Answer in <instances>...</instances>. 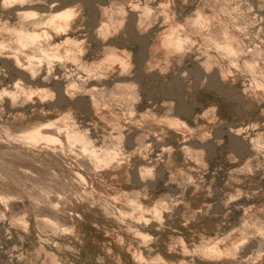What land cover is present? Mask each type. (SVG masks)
Wrapping results in <instances>:
<instances>
[{"label": "bare ground", "instance_id": "6f19581e", "mask_svg": "<svg viewBox=\"0 0 264 264\" xmlns=\"http://www.w3.org/2000/svg\"><path fill=\"white\" fill-rule=\"evenodd\" d=\"M156 1V5L152 6L149 0H0V65L10 71V79L0 82V102L6 98L11 108L18 104L23 106V103H29L31 98L36 97L49 106H69L58 119L42 120L37 115L20 129H15L12 122L0 123V146L4 142L8 145L6 147L11 145L9 149L16 154V157L9 156L14 157L13 160L22 159V150L27 154L38 149V157L28 154V158L24 157L29 163L42 167L39 171L41 178L49 177L54 184L58 183L57 187L61 189L58 191L71 201L86 195V200L80 203L81 208L72 212L75 216L70 220V217L64 221L55 214L54 217L53 212L52 215L43 212L45 216L42 217L45 218L42 222L45 227L56 231L57 235L59 231L67 235L69 240L87 243L84 251L90 260L98 264H107L98 262L102 259L101 255L109 257V264H187L193 262L194 258L204 261V264H264V255L259 253L264 248V187L254 204L249 201L232 204L234 197L242 195V182L236 176H229L230 179L227 176L230 186L228 200L226 196L218 205L221 208L223 206L225 212L229 203L233 210L241 205V213L238 212L239 219L235 217L237 222L233 220L236 224L224 233H219L218 227L223 219L212 217L215 210L207 207L210 206L207 203L212 190L210 194L203 191L205 177L200 172H193V169H200L206 164L205 154L215 142L209 141V136L212 135L214 140L221 129H212L219 117L218 101L227 102V98L230 100L229 95H233L236 101L241 100L245 109L260 103L264 113V44L258 46L249 41L250 38L253 41V31L251 28V32L248 31V27L254 21L250 15H246L247 7L245 11L244 7L241 10L239 4L233 3L235 0H199L200 3L189 10L186 9L190 0ZM185 61H191L201 76L202 73H211L212 85L206 89L215 93L211 97H204L199 116L191 114L182 101L181 104H174V101L165 102L163 98L159 99L162 102L160 108L148 109L150 95H145L138 88V79L157 78L163 82L174 72L179 78L176 66ZM185 71L188 69H183V77ZM183 77H180L181 80ZM236 77L247 79L248 82H244L247 85L233 86ZM174 79L167 85L172 88L175 97L180 90L176 92V88L172 87ZM207 79H203L204 83ZM158 82L155 83L157 86ZM161 89L158 90L159 96ZM224 96L227 98L224 99ZM73 110H82L93 116L92 121L100 132V144L96 145L91 140L90 135L93 133L89 135L75 125ZM245 135L241 138L237 133H229V136L236 137L237 141L234 139V142L245 141L252 156L238 163L239 170L237 166L234 169L227 167L233 172L237 168V172L247 175L248 170L256 169L253 162H260L264 166V127L248 138H244ZM162 137L168 139L164 144L169 145V148L167 146V155L163 153L166 160L161 167L153 166L152 163L134 166V158L144 153L146 144ZM239 143L238 146H241ZM131 146L133 150H130ZM232 148L231 156L239 159L232 153ZM240 148L243 150V146L236 149ZM226 150L222 151L226 154ZM4 152L0 151V159L8 155H3ZM230 154L226 156L233 160ZM245 156L249 158V155ZM83 157L86 161L79 160ZM11 170L0 171L4 173L0 175L3 180H0L2 204H7L11 195L19 193L17 188L20 184H25L23 179H26L21 180L16 171L18 169ZM69 171L71 174L68 177ZM54 173L57 176L53 179L51 174ZM90 174L97 175H94V178L98 177L97 181H93ZM161 174H164V179L162 176L161 180L152 182L153 178H159ZM147 177L149 182H146ZM67 179L75 184H86V188L87 184L91 187L75 191V186H64ZM166 180L167 183L161 184ZM50 182L38 184L37 193H24L34 209L38 210L34 205L40 201L43 193L54 191L52 187L56 184L52 186ZM250 184L253 185V181ZM154 185L160 186L162 193L151 197L148 192ZM188 185L193 188L188 189ZM185 188L188 193L184 192ZM178 190L182 196L179 205L173 197L177 194H172V191L176 193ZM100 195L103 200L99 199ZM57 206L52 203L48 209L51 211ZM205 207L206 211H203ZM35 213L34 216H41L40 212ZM10 214L12 218L15 217L17 224H28L26 214ZM162 227L165 229L163 237L154 242L158 244L157 250L148 251L147 246L153 242L152 235L162 230ZM250 237L256 239L259 251L253 249L259 254H252L253 249H250L252 256L248 255V259L242 260L238 253L242 248L239 247L242 244L244 247V242ZM44 242L47 243V238ZM64 247L61 258L54 252L45 251L39 264H87L80 258L72 260L68 256L70 246ZM39 250L40 246H36L35 251ZM128 256L132 258L129 263L126 261Z\"/></svg>", "mask_w": 264, "mask_h": 264}, {"label": "rangeland", "instance_id": "374dc122", "mask_svg": "<svg viewBox=\"0 0 264 264\" xmlns=\"http://www.w3.org/2000/svg\"><path fill=\"white\" fill-rule=\"evenodd\" d=\"M150 1V4L152 5V6H154V5H156V0H149ZM240 2V3H244V5L242 6V4L240 5V3H237V2ZM243 1V2H242ZM233 2V1H232ZM247 2H248V4H247ZM255 2V3H254ZM200 3V1L199 0H190V2L188 3V6H187V9L186 10H189L190 8H193V7H195L196 5H198ZM233 3H235V5H237L238 6V4H239V8L240 7H242L241 8V10H243V7H244V11H245V7H247L246 9V11H245V13H247L246 15H248V17H249V15H250V19L252 20V21H254L253 22V25H252V23L251 24H249V26L250 27H248V31H253V32H251V34H252V38H253V41L255 42H253L252 40H250L251 38V36L249 37L250 39H249V41H251V43H253V44H256V45H258V46H260L259 44H264V0H235ZM245 4L247 5V6H245ZM189 5H190V7H189ZM248 5H249V7L250 8H248ZM251 6H252V8H253V11L251 12V10H252V8H251ZM156 7V6H155ZM251 9V10H250ZM249 10V11H248ZM244 11H243V13H244ZM248 11V12H247ZM255 11V12H254ZM244 13V14H245ZM249 13H251V14H249ZM253 14H254V16H253ZM256 16V17H255ZM253 18V19H252ZM254 18H255V20H254ZM257 18V19H256ZM251 21V22H252ZM255 25V26H254ZM251 28V29H250ZM257 28V29H256ZM258 28H259V30H258ZM250 29V30H249ZM254 29V30H253ZM255 29L259 32V33H257V31H255ZM256 33H255V32ZM148 34V33H147ZM149 35H147L146 36V38L148 37ZM149 38V37H148ZM147 38V39H148ZM146 39V40H147ZM247 44H249L250 45V43H248L247 42ZM252 45V44H251ZM264 46V45H263ZM192 65V66H191ZM0 82H2L3 80H8V79H10V71L9 70H7V68H5V67H1V65H0ZM186 68V69H185ZM191 68V70H189ZM195 68V69H194ZM180 69H181V71H180ZM183 69L184 70H187L188 69V71H185V75H184V77H183V74H184V72H183ZM3 70V71H2ZM177 70V71H176ZM2 71V72H1ZM175 71L176 72H178L177 73V76L179 77V78H177L176 77V73L174 72L173 74H170L169 75V77H166V78H164V80L165 79H167L166 81H164L163 80V82L161 81V79H157V78H155V79H150V80H146V79H144L143 77H140L139 79H138V83H137V86H138V88L142 91V92H144V94L145 95H147V94H149L150 95V98L147 100V102L150 104V107L148 108V109H150L151 107L152 108H155V107H157V108H160L161 106L160 105H162V102H160L159 101V99L160 98H163V99H165L164 101L165 102H169V101H174V104H181L182 102V105H187V107H188V111L189 112H191V114H194V115H197V116H199V113H200V111L203 109L202 107L204 106V97H211V95H212V93H215L214 91H212V90H207L206 88H207V86L208 85H212V84H210V82H212V81H210V80H212V78L210 77L211 76V73H209V75L208 74H203L202 73V76H201V73H199V72H196V71H198V69H197V67H195L194 65H193V63L191 62V61H185L183 64H180V65H178V66H176V69H175ZM192 72V74L190 73V72ZM9 72V73H8ZM196 73V74H195ZM197 73H199V74H197ZM181 75V76H180ZM193 75H195V76H193ZM197 75H200L201 77H199V76H197ZM208 75V76H207ZM173 78H172V77ZM188 76V77H187ZM189 76H191V77H189ZM171 77V78H170ZM183 77V79L181 80V78ZM201 78V79H199V78ZM202 77H204V78H202ZM174 78H176V79H174ZM207 78H209V79H207ZM248 78V77H247ZM157 79V80H156ZM169 79V80H168ZM172 79H174L173 81H174V85H172V87L173 88H176L175 90H176V92L178 91V90H180V91H178L177 92V95L178 96H175L174 97V95L173 94H175L174 92H173V90H172V88L169 86V85H167V84H169V82H171L172 81ZM186 79H188V80H186ZM205 79H207V82L205 81V83H204V80ZM243 79H245V78H241V77H236L235 78V81H236V83H233L232 85L233 86H239V85H243V83L245 82V83H247L248 82V80L247 79H245V80H243ZM157 81H160V83L158 84V86L155 84ZM171 80V81H170ZM178 80H180V81H178ZM200 80H202L201 82H200ZM142 81V82H141ZM151 81V82H150ZM190 81V82H189ZM243 81V82H242ZM247 81V82H246ZM153 82V83H152ZM155 82V83H154ZM179 82V83H178ZM184 82V83H183ZM202 82H203V84H202ZM188 83V84H187ZM193 85H192V84ZM244 83V85H247V84H245ZM161 84V85H160ZM177 84V85H176ZM6 85H10V83L8 84V83H6ZM179 85V87L177 88V86ZM184 85V86H183ZM189 87H188V86ZM204 85H206L205 87H204ZM144 86V87H143ZM162 88H160V87ZM199 86V87H198ZM201 86L202 87H204V88H201ZM158 87V88H157ZM191 87V88H190ZM168 88V89H167ZM159 89H161L160 90V96L158 95V90ZM184 89V90H183ZM189 89V90H188ZM191 91V92H190ZM147 92V93H146ZM152 92V93H151ZM163 92L165 93V95L163 94ZM179 92H181V93H179ZM187 93H189V94H187ZM153 94H155V95H153ZM190 94H192V95H190ZM153 95V96H152ZM179 95H180V97H179ZM189 95V96H188ZM163 96V97H162ZM167 96V97H166ZM169 96V97H168ZM186 96V97H185ZM193 97V99H191L192 97ZM195 96V97H194ZM219 96V95H218ZM152 97H154V98H152ZM172 97V98H171ZM181 97H183V98H181ZM189 97V98H188ZM219 97H221L222 99H223V97L220 95ZM225 98L224 99H226L227 97L226 96H224ZM229 97H230V100H229V98H227L228 100H229V102H228V100H226L227 102H220V101H216L215 100V102H217V105H218V107H219V117L217 118V121H216V123L212 126V129H214V130H219L220 128V130L219 131H217L218 132V135H217V137L213 140L212 139V135H210L209 136V141H215L214 143H213V145H211V147L208 149V151L206 152V158H207V161H206V164H204L200 169H193V172H200L201 173V176H204L205 178H204V180H203V182H204V184L206 185L205 186V188H203V191H205L206 193L208 192L209 194H210V191H211V198L209 199V201H208V203L207 204H209L210 206H207L208 208H209V210H215V215L214 214H212L211 216L212 217H214V216H216L217 218H221V219H223L222 221H221V225L218 227V231H219V233H224L225 231H227L228 229H230L234 224H236V222L238 221L237 219H239V213L238 212H240V209H239V207H241V205L239 206V205H237V209H239V211L237 210H233V208L232 209H230L231 208V203L232 204H234V203H237V204H239V203H247L248 201V203H250V204H254L255 202H257L258 200H259V197H260V191H261V189L264 187V166H263V164L262 165H260V162H258V164L260 165V167H259V165L257 164V162H253V165L256 167V169L255 168H253V170H252V168L250 169V170H248V172H253L254 170V173H249L248 174V172H246L247 173V175L246 174H242V173H240V171H238L239 172V175H238V172L236 171L237 170V168L239 167L238 166V163L239 162H242V161H246V160H248V159H250V157L252 156L251 154H250V151L249 150H247V147H246V144H245V141H244V143H243V141L241 142V140H238L239 142H241V143H239V144H241V146H238V143L237 142H234V139H235V141H237V139H236V137L235 136H229V133L232 131V133H237V136L238 137H241L242 138V135H245L246 137H244V138H248V137H250L251 135H253L255 132H257L259 129H262L263 127H264V113H262V111H261V104L260 103H256L255 105H253L251 108H249V109H245L244 108V106H243V104H242V102H240L241 100L239 99V98H237V99H239V100H237V101H239V102H237L236 101V96H231V95H229ZM234 98V100L232 101V99ZM179 99V100H177L176 101V99ZM181 99V100H180ZM212 99H213V97H212ZM193 100V101H192ZM182 101V102H181ZM189 101H190V103H189ZM194 101H195V103H194ZM29 103H23V106H21L22 104H18V105H15V107H13V106H10L11 108H9V103H8V101H7V99L6 98H4L3 99V102L1 101L0 103H1V105H0V123L1 124H8V123H13V125H14V128L15 129H20V128H23L24 127V124L27 122V121H30V120H33L34 118H36V116L37 115H39V118L40 119H42V120H45V119H47V118H51V119H58L59 118V116H60V114H62L64 111H65V109H67L69 106H66V105H64V104H60V105H57V106H55V107H53V106H49V104L48 103H46L45 101H41V100H39L38 98H31V100L30 101H28ZM31 102H33V103H31ZM179 102V103H178ZM197 102H199V103H197ZM237 102V103H236ZM37 103V104H36ZM201 103V104H200ZM5 104V105H4ZM154 104H155V106H154ZM189 104V105H188ZM230 104H231V106H230ZM237 104V105H236ZM203 105V106H202ZM194 106V107H193ZM198 106V107H197ZM200 106H202V107H200ZM242 106H243V108H242ZM42 107V108H41ZM44 107V108H43ZM63 107V108H62ZM143 106H141L140 108H142ZM200 107V108H199ZM237 107V108H236ZM13 108V109H12ZM32 108H34V109H32ZM48 108V109H47ZM236 108V109H235ZM193 109V110H192ZM234 111H233V110ZM12 110V111H11ZM9 111V112H8ZM29 111V112H28ZM142 111H144V109L142 110ZM197 111V112H196ZM261 111V112H260ZM235 112V113H234ZM239 112V113H238ZM72 113H73V118L75 119H73V121H74V123H75V125L77 126V127H79L80 129H82L84 132L86 131V133L87 134H89L90 135V133H93V134H91L90 135V137H91V140L97 145V144H100V141H101V137H100V132H98V128H96L95 127V124H94V122L92 121V119H93V116L91 115V114H89L88 112H84V111H82V110H73L72 111ZM88 116H87V115ZM239 114V115H238ZM8 115V116H7ZM244 115H245V117H244ZM248 115V116H247ZM6 117V118H5ZM4 119V120H3ZM78 119V120H77ZM245 119V120H244ZM247 119V120H246ZM250 119V120H249ZM256 119V120H255ZM220 120V121H219ZM225 120H227V121H225ZM79 121V122H78ZM225 121V122H224ZM220 122V123H219ZM227 122V123H226ZM251 122V123H250ZM77 123V124H76ZM82 123V124H81ZM87 123V124H86ZM223 123H224V125H223ZM258 125H257V124ZM79 124V125H78ZM220 124H221V126H220ZM226 124V125H225ZM89 125V126H88ZM218 127H217V126ZM231 125H232V127H231ZM251 125L255 128V126H256V128L254 129L253 127H251ZM228 128H227V127ZM237 127V128H236ZM231 130H230V129ZM227 129H228V131H227ZM233 129V130H232ZM89 131V132H88ZM222 131V132H221ZM239 131H241V133L239 132ZM243 131L245 132V133H243ZM224 132V133H223ZM227 132H228V134H227ZM239 133H240V135H239ZM248 133V134H247ZM253 133V134H252ZM93 135V136H92ZM219 135H220V137H219ZM222 136V137H221ZM94 137H96V138H94ZM220 138V139H219ZM230 139V141H228L229 139ZM95 141H94V140ZM165 140V141H164ZM166 140H168L167 138L165 139V137L163 138L162 137V139H159L158 141H149L147 144H149V145H147L146 144V149L144 150V153H142V154H140V155H137L135 158H134V160H133V165L134 166H136V165H138L139 163L140 164H142V165H148L149 163H152V165L153 166H155V165H157V167H161V165L163 164V162L166 160V155H167V151H168V148H169V145H165L164 143L166 142ZM4 141V140H3ZM218 141H220V142H218ZM98 142V143H97ZM217 142V143H216ZM228 143H230V145L228 144ZM237 143V144H236ZM9 144H14V143H9ZM228 144V145H227ZM233 145V148H232V145ZM244 144V145H243ZM6 145H7V143H3L1 146H0V151H5L4 153H3V155H7L6 157H4L3 159H0V163H2L1 165H0V171H7V169H12L11 171H13V170H16V169H18V170H16L20 175V178H21V180H22V178H25L26 180H24L23 179V183H25V184H20V186H18V188H17V190H18V194L16 193V194H14V195H11V198H10V196H9V201H8V203L6 204V203H3L2 204V202H0V211H3L2 212V214L0 213V216L2 217H0V264H30V263H33V264H39L40 263V260L43 258V254H44V252L45 251H51V252H54L59 258H61L62 257V254H63V252H64V250H65V247H64V245H68V246H70V250H69V257L72 259V260H76V259H78V258H80L81 260H85L86 261V263L87 264H98V263H96L95 261H92V260H90V257H89V255L84 251V249L87 247V243H85L84 241H75V240H69L68 239V237H67V235H65L64 233L62 234V232H59L58 231V235L57 234H55L56 233V231H54V230H52V229H50V228H48V226H46L45 227V225H43V222H44V218L42 217V215L46 212V213H48V214H50V215H52V212H53V215L55 214L58 218H61V219H64V221L66 220V221H68V218H69V220L72 218V217H74L75 216V214H73L72 212H74L75 213V209H77V210H79L80 208H81V206H82V204H83V202L86 200V195L85 196H83V197H81V199L79 198V199H77V200H69L68 198H67V195H66V198H64L65 197V195H63V193L61 194L59 191L61 190V189H59V187H57V185L59 186V184L58 183H53L52 182V179L51 180H49L50 178L48 177V179L47 178H41V174H40V172L39 171H41L42 170V167L41 166H38V165H36V164H33V163H29V160H27L26 158H28L27 157V154L28 155H34V156H36V157H38V155L40 154L39 153V151H38V149L36 150H34L33 151V153L32 152H30V153H27V154H25L24 153V150H22V152L20 153V154H22V156H21V158L22 159H18L17 160V158H16V160H13V159H15L14 157H16L13 153H14V151L13 152H11L12 150L11 149H9V148H12L11 147V145L9 146V147H6ZM162 145V146H161ZM164 145V146H163ZM227 145V146H226ZM235 145H237V147L235 146ZM8 146V145H7ZM165 146H166V148H165ZM167 146H168V148H167ZM243 146V150H241L242 148H240V150L239 149H236V148H239V147H242ZM228 147H229V149H228ZM246 147V148H245ZM23 148H25V147H23ZM132 148V149H131ZM131 148H130V150H133V147L131 146ZM163 149V150H161V149ZM225 148V149H224ZM232 148V153L233 154H235L234 156L235 157H239V159H235L233 156H231V154H230V149ZM150 149V150H149ZM218 149H220V150H218ZM228 150V153L230 154L229 156H231V158L234 160V162H232L233 160H231V159H229L230 157H228V156H226L228 153H226L225 154V151H222V150ZM8 150V151H7ZM214 153V154H211L212 152ZM227 150H226V152H227ZM238 150V151H237ZM36 151V152H35ZM222 151V153H221V155H220V152ZM208 152H210V153H208ZM223 152H224V154H223ZM235 152V153H234ZM237 152H239L240 154H238ZM245 152V153H244ZM155 153H156V155H155ZM166 154L165 156H164V154ZM20 154H19V156H20ZM25 154V155H24ZM211 154V155H210ZM237 154V155H236ZM13 156L14 155V157L12 158V157H10L9 158V156ZM162 157H161V156ZM223 155H224V157H225V159L223 158ZM241 155V156H240ZM245 155H249V158L248 157H246ZM18 156V158H20ZM24 156H26V158L24 157ZM151 156V157H150ZM159 158H158V157ZM243 156H244V158H243ZM24 157V158H23ZM161 157V158H160ZM209 157H210V159H209ZM240 157H242V159L240 158ZM259 157H260V155H259ZM7 158V159H6ZM150 158V159H149ZM213 158V159H212ZM226 158H228V159H226ZM24 159V160H23ZM148 159V160H147ZM154 159V160H153ZM212 159V160H211ZM227 160V161H225V163H224V160ZM2 160V161H1ZM21 160V161H20ZM27 160V161H26ZM45 160H47V159H45ZM80 161H84L85 160V158L83 157L82 159L80 158L79 159ZM145 160H147V161H145ZM228 160H231V162H229ZM4 161V162H3ZM12 161V162H11ZM86 161V160H85ZM149 161V162H148ZM238 161V162H237ZM211 162H213V163H211ZM227 162H229L230 164H227ZM237 162V163H236ZM28 163V164H27ZM224 163V164H223ZM233 163V164H232ZM7 164V165H6ZM31 164V165H30ZM136 164V165H135ZM221 164V165H220ZM236 164V165H235ZM258 166H256V165ZM230 165V166H229ZM252 165V167H254ZM34 166V167H33ZM36 166H38L37 167V169H36ZM231 168L232 167V169H234V166H237V168H236V170H235V172H237V173H235V172H233L234 170H231L234 174H236V175H234L231 171H230V169L228 168ZM2 167V168H1ZM11 167V168H10ZM15 167H18V168H15ZM31 167V168H30ZM219 167V168H218ZM223 167V168H222ZM262 167H263V169H262ZM5 168V169H4ZM21 170H20V169ZM27 168V169H26ZM38 168H40V169H38ZM72 168H74V167H72ZM218 168V169H217ZM259 168V169H258ZM33 169V170H32ZM240 169V167L238 168V170ZM263 171H262V170ZM20 170V171H19ZM29 170V171H28ZM36 170H38V171H36ZM68 170H70V168H68ZM252 170V171H251ZM260 170V171H259ZM15 171V172H16ZM36 171V172H35ZM58 171H60V170H58ZM224 171V172H223ZM14 172V173H15ZM30 172V173H29ZM214 172V173H213ZM229 172H231V174L229 173ZM242 172V171H241ZM3 172H0V175H2L3 176V174H2ZM25 173V174H24ZM68 173V172H67ZM211 173V174H210ZM224 173V174H223ZM243 173H244V171H243ZM261 173H262V175H261ZM32 174V175H31ZM35 174V175H34ZM70 171H69V173H68V177L70 176ZM226 174H230V175H226ZM233 174V175H232ZM27 175V176H26ZM37 175V176H36ZM52 175V178L54 179L56 176H57V173H54V175L53 174H51ZM94 175L95 174H90V178L92 179V177H93V181H95V179H96V181H97V178H94ZM257 175V176H256ZM34 176V177H33ZM97 175H95V177H96ZM162 176H164V174H161L160 176H159V178L157 177V178H153L152 179V182H156V180H158V179H160L161 180V177ZM227 176H228V178L230 179V177L229 176H231V178L232 177H234V176H236V177H238L239 179H241V189H242V191H241V193H242V195L240 194V195H238L237 196V198L236 197H234L233 199H232V201H231V203H229L228 204V206L226 207V208H228V209H230L229 210V212H228V209L226 210L227 212H225L224 210H225V208L222 206V208L221 207H219V203L221 202V201H223L224 199H225V197H226V199L228 200V195H229V192H230V186H229V179H226L227 178ZM37 177V178H36ZM245 177V178H244ZM3 178V177H2ZM31 178V179H30ZM41 178V179H40ZM165 178V176L164 177H162V179H164ZM27 179H29V180H27ZM149 179V177H147V180H146V182L148 181H150V180H148ZM0 180H1V176H0ZM20 180V179H19ZM32 180H34V181H32ZM44 182H43V181ZM47 180V181H46ZM1 181H3V180H1ZM6 181V180H5ZM7 181H8V179H7ZM37 182V184H36V182ZM52 182V184H50V185H52L53 186V184L55 185L54 187H52L53 188V190L54 191H47V192H45V193H43V195H42V198L40 199V201H38L37 203H36V205H34V206H36V208H38V210H36V209H34L35 207H33V206H31V205H29V199L27 198V196H26V194L27 193H30V194H34V193H37V186H39L41 183H48L49 184V182ZM68 181H69V179H67V181H65V183H66V185H64V186H69V187H74L75 186V191H77V190H79V188L81 189L82 187L86 190V189H90V187H91V185H90V187H89V184H87V186H88V188H86V184H83V183H78V182H76V184H75V182L74 183H72L71 181H69V183H68ZM226 181V182H225ZM251 181H253V185H251L250 184V182ZM40 182V183H39ZM50 182V183H51ZM55 182V181H54ZM168 181L166 180V182L164 181V182H161V184L162 183H167ZM19 183V182H18ZM20 183H21V181H20ZM72 183V184H71ZM222 183H224V184H222ZM35 184V185H34ZM39 184V185H38ZM70 184V185H69ZM79 184H83L82 186H79ZM160 184V185H161ZM209 184V185H208ZM28 187V188H27ZM57 188V190H56V188ZM78 187V188H77ZM188 189H190V188H193V187H191V185H188ZM208 187H210L211 189H209L208 190ZM261 187V188H260ZM25 188V189H24ZM175 188H177V187H175ZM216 188V189H215ZM218 188H219V190H218ZM259 188V189H258ZM157 189V190H156ZM178 189V188H177ZM177 189H175V190H177ZM252 189H254V191H252ZM59 190V191H58ZM73 190V191H74ZM216 190V191H215ZM255 190H256V193H255ZM33 191V192H32ZM182 191V190H181ZM220 191V192H219ZM174 191H172V194H180V195H173V197L176 199V204H178L179 205V203H180V199H181V192L178 190V191H176V193H173ZM179 192V193H178ZM184 192H186V193H188V191H187V189L185 188V190H184ZM218 192V193H217ZM251 192V193H250ZM24 193H26V194H24ZM55 193V194H54ZM61 194V195H59V194ZM149 195L151 196V197H154V196H157V195H159L160 193H162V191H161V189H160V186H153V189H150L149 190ZM247 193V194H246ZM48 194V195H47ZM98 194H101V192H99ZM216 194V195H215ZM244 194H246V196L244 195ZM28 195V194H27ZM184 195H187V194H184ZM223 195H225L224 197H223ZM22 198H21V197ZM46 196V197H45ZM59 196V197H58ZM101 196V195H100ZM99 196V199L101 200H103L104 198L101 196L100 197ZM212 196H214V198L212 197ZM222 196V197H221ZM255 196V197H254ZM29 197V196H28ZM55 197H57V198H55ZM246 199H244V198ZM13 198V199H12ZM217 198H219V199H217ZM224 198V199H223ZM257 199V200H255V199ZM65 199H67V202H66V200ZM84 199V200H83ZM222 199V200H221ZM245 200V201H243V202H241L242 200ZM11 200V201H10ZM20 200V201H19ZM45 200V201H44ZM83 200V201H82ZM255 200V201H254ZM77 201V202H76ZM254 201V202H253ZM41 202V203H40ZM73 202V203H72ZM76 202V203H75ZM78 202H79V204H78ZM214 202V203H213ZM239 202V203H238ZM52 203L54 204L55 203V206H57L58 204L60 205H58L57 207H54V209H51V211H50V209H48L49 207H50V204L52 205ZM80 203H82V204H80ZM5 204V206H6V209H5V206H3ZM68 204H69V206H68ZM214 206H213V205ZM8 205V206H7ZM38 205V206H37ZM72 205V206H71ZM81 205V206H80ZM77 208H76V207ZM80 206V207H79ZM230 206V207H229ZM24 207V208H23ZM73 207V208H72ZM243 207V206H242ZM22 208L24 209V210H22ZM43 208V209H42ZM45 208L47 209V210H45ZM51 208V207H50ZM69 208V209H68ZM8 209V211H6ZM33 209L35 210V211H37L36 213H39L40 212V214H41V216L40 217H42V218H40L34 211H33ZM40 209V210H39ZM74 211H73V210ZM72 210V211H71ZM223 210V211H222ZM19 211V212H18ZM25 211H27V212H25ZM39 211V212H38ZM50 211V212H49ZM71 213H69V212ZM203 211H206V207L203 209ZM221 211V212H220ZM236 211V212H235ZM7 212H8V214H10V212H17V214L19 213V214H22V215H24V214H26L27 216H28V219H29V221H28V224L27 225H19V224H17V222H16V220H14V218L15 217H13L12 218V215H11V217L7 214ZM42 212V213H41ZM44 212V213H43ZM34 213L36 214L35 216H34ZM45 213V214H46ZM58 213H60V214H58ZM225 213H227V214H225ZM241 213V212H240ZM14 214H16V213H14ZM70 214V215H69ZM225 214V215H224ZM237 214V215H236ZM55 215H54V217H55ZM73 215V216H72ZM230 215V216H229ZM233 215V216H232ZM38 216V217H37ZM43 216H45V215H43ZM201 216V215H200ZM199 216V217H200ZM232 216V217H231ZM66 217V218H65ZM228 217V218H227ZM235 217H237V219L235 218ZM11 219H12V221H15V222H12L11 221ZM84 219V218H83ZM232 219V220H231ZM235 219V220H234ZM236 221V222H234V221ZM43 221V222H42ZM228 221V222H227ZM230 221V222H229ZM46 228H48V229H46ZM163 228V227H162ZM24 229H26V231L24 230ZM46 229V230H45ZM164 229V228H163ZM160 230V231H156V233L154 234V235H152V240H153V242L150 244V245H148L146 248L148 249V251H155V250H157V245L158 244H155L154 242L157 240V239H160V238H162L163 237V235H164V233H163V231H165V229L164 230ZM39 230V231H38ZM47 231V232H46ZM54 233H53V232ZM42 234H41V233ZM45 234H44V233ZM48 233V234H47ZM38 234V235H37ZM53 234V235H52ZM49 236V237H48ZM21 237V238H20ZM42 237V238H41ZM44 238V239H43ZM47 238V243H45L44 241H45V239ZM253 238L254 237H250V238H248L247 239V241L248 240H250V241H246V242H244V247H243V244H242V247L240 246L239 247V249L240 248H242L241 249V251L239 250L238 251V253H239V255H240V258L242 259V260H246V259H248L250 256H252V254H254V253H256L257 251H255L254 252V249L255 250H258L259 251V248H257L256 246V244H255V241H256V239L254 238V240H253ZM40 239H42V240H40ZM156 239V240H155ZM49 240V241H48ZM57 243V244H56ZM42 244V245H41ZM247 244V245H246ZM250 247H249V246ZM36 246H40V250H39V252L37 251H35V248H36ZM247 246V247H246ZM254 248V249H253ZM57 249V250H56ZM252 250V254H251V250ZM250 251V252H249ZM250 253V254H249ZM258 253V252H257ZM260 254H262V255H264V248L263 249H260V252H259ZM258 253V254H259ZM242 254V255H241ZM248 255H249V257H248ZM244 256V257H243ZM248 257V258H247ZM100 258H102V259H99V263H104V262H106L107 264H109L108 262H110V261H108V256L107 255H101V257ZM103 260V261H102ZM131 260H132V258H130V256H128L127 258H126V261L129 263V262H131ZM194 262H196V263H194ZM211 263V262H210ZM187 264H204V261H202V260H199L198 258H194L193 259V262H188Z\"/></svg>", "mask_w": 264, "mask_h": 264}]
</instances>
